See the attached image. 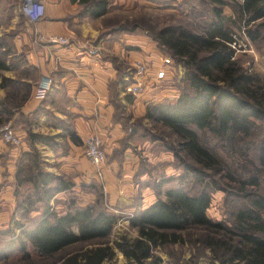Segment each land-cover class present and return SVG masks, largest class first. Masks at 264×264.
<instances>
[{"label": "trees", "instance_id": "1", "mask_svg": "<svg viewBox=\"0 0 264 264\" xmlns=\"http://www.w3.org/2000/svg\"><path fill=\"white\" fill-rule=\"evenodd\" d=\"M80 2L93 17L108 11L107 0ZM178 7L182 19L146 32L171 62L183 67L178 94L147 103L142 116L167 128L175 139L168 145L182 169L170 179L175 186L160 190L165 180L157 184L156 199L128 218L135 237L110 240L117 216L102 196L82 207L70 204L64 213L52 209L53 196L73 182L44 170L32 145L15 173L16 211L22 221L3 234L4 264H113L115 250L123 255V264H163L159 250L184 244L198 254L208 250L217 264H264V80L249 72L230 46L242 30L257 45L264 39V0H181ZM132 29L120 26L117 31ZM8 69L0 52L1 87L8 82L12 88L0 99V124L20 109L30 89L3 77ZM129 72L119 73L123 87L130 82L123 78ZM42 138L51 139L28 132L30 144ZM249 145L256 146V160ZM215 187L229 196L235 187L246 198L232 210L229 225L206 214ZM15 251L18 257L7 260Z\"/></svg>", "mask_w": 264, "mask_h": 264}, {"label": "crops", "instance_id": "2", "mask_svg": "<svg viewBox=\"0 0 264 264\" xmlns=\"http://www.w3.org/2000/svg\"><path fill=\"white\" fill-rule=\"evenodd\" d=\"M135 1L141 4V0H107V13L93 17L86 12L80 0H43L45 11L37 23L38 29L45 35H63L69 42L66 45H35L32 43L31 25L19 11L20 0H0V38H4V41L0 39V52L9 66L3 77L30 85L27 99L16 113L37 118L20 132L15 131L21 138L20 150L6 149L0 142V157L7 156V170L10 173L6 196L3 197L8 198V203H15V209L16 197H13L15 195H12L11 188L14 189L18 161L22 153L30 151L32 145L40 153L44 170L57 175L62 173L73 182L70 189L60 191L52 198L58 199L60 195L81 185V179H88L94 170L82 152L87 134L95 131L99 135L107 155L120 144L121 139L126 138L131 129L128 128L129 124L135 122L136 116L140 117L141 113L143 115L147 103L177 93L175 89L167 88L158 93V90L153 89L155 85L152 78L157 70L168 69L162 64L161 52H158L156 43L146 33L141 35L134 31H117L118 27H110V23L103 25L104 19L111 13L134 8L131 4L128 9V4ZM20 16L24 20V28H20ZM10 58H15L16 62L10 64ZM134 61H143L149 65L144 77V91L136 97L125 92L126 85L122 86L119 77L120 71L125 72L120 65L125 64L130 69ZM43 75L51 78V88L44 99L36 100L31 96L32 89L35 81ZM126 77L124 74L125 80ZM114 90L120 97L117 102L122 107L121 113L117 112L115 98L111 97ZM5 96L6 89L0 87V98L4 99ZM28 132L51 139L42 138L30 144ZM70 134L78 142L73 141ZM62 140L68 145L67 152L60 156L54 155L60 149L59 143ZM123 154L120 163L111 161L107 165V185L117 187L110 194L115 202L125 200V197L132 200V196L125 195L130 191L127 187L132 188L134 178L140 174L136 170L138 162L140 158L152 160L151 154L145 152L139 156L128 149ZM52 160L56 164L48 167V162ZM4 169L0 163V183ZM115 169L121 171L117 180L111 174ZM155 199L146 202L141 199L139 207L145 208ZM115 251L116 256L118 253L123 258L119 251ZM123 263L124 258L120 264Z\"/></svg>", "mask_w": 264, "mask_h": 264}, {"label": "rangeland", "instance_id": "3", "mask_svg": "<svg viewBox=\"0 0 264 264\" xmlns=\"http://www.w3.org/2000/svg\"><path fill=\"white\" fill-rule=\"evenodd\" d=\"M147 1L148 3L146 2V0H141V4H138L136 1L135 3H129L128 9H130L131 4L134 8H131L130 10H125L124 12L111 13L108 18L104 19L103 25L105 23H110V27L124 26L128 29L133 28L132 31L141 33V35H143V33H146L147 30L154 28L153 26L161 27L168 23H173L175 21H178L179 19H182L178 10V5L181 3V0ZM201 8L202 7H200V9ZM225 12L229 14V8H226ZM19 21L20 23H22L20 28H24V20L21 16L19 17ZM236 37L241 43L240 49L236 51V58L249 72L259 74L264 80V39H262V41H260V44L257 45L252 42L251 39H249V37L246 35L245 30L238 31ZM0 39L4 41V38ZM250 48H253L254 52H250L248 50ZM157 50L158 52H161V61L164 57H167L160 48L157 47ZM4 60L5 62L7 61L6 58H4ZM8 62L10 64H14L16 62V59L10 58ZM120 67L121 70H128V67L125 64L120 65ZM167 69L168 71H166L165 77L161 78V80H157L155 76H153L152 78V81L155 85V88L153 89H155V91L158 90L156 91V93H158L160 90L167 88L175 89L178 92L176 85L179 84V79L183 74V67L181 65H175L174 62H171L167 65ZM3 73L4 71L2 72V74ZM39 78L35 81V83L39 80ZM6 83L7 84L3 88L6 89L7 95L9 92L11 93L12 88H10L8 82ZM1 84L2 83L0 80V87ZM23 92L24 90H22V93ZM177 94L178 93H171L169 94V98H175ZM111 97L115 98L114 103L116 104V106H118L117 112L121 113L122 111L119 109V102H117L118 98H120L119 94H115L114 90V94L111 95ZM163 98L166 97H158L159 100ZM16 112L17 111H15L7 121L1 123L0 126L9 123L14 131L20 132L21 129L26 128L31 121H36L37 119L35 118V116H27L24 114L21 115ZM143 115L141 113L140 117L136 116L135 118V120H141L140 124H137L136 121L132 124H129L130 126L128 128L134 129L133 132H130V134L128 132V135L126 134V138L121 139L119 142L120 144L108 152V154L106 155L105 163L101 168L100 174L96 173L95 170H93L92 173H90L88 179H81V185L76 186L74 189L64 193L63 195H60L58 199L51 200L50 204L55 212L64 213L68 209L70 204H73L75 207L85 206L93 202L96 199L97 195H100L102 196V201L104 205L108 208V210L115 213L117 216L116 224L111 232L109 239L113 240L121 235L133 238L137 235L136 230L130 228L129 226V214H133L136 209L140 208L139 202L141 201V199L146 202L158 196L157 184H159L160 182L165 180V182H162L163 185L161 186L160 190L175 186V181L170 179L176 178L182 172V169L176 165V160L168 148L169 144H173L175 142L173 135H171L167 128L159 124L148 122V120L146 119L142 120ZM120 119L123 120L125 118ZM0 142L5 146L6 149H12V151H18L21 148L19 146L20 144L18 145L19 147H17L9 143H5L2 141ZM125 142L126 145L130 146V148H127V146L124 147ZM59 145L60 149L57 152H54V155L60 156L67 152L68 145L64 140H62ZM249 146L251 148V156L254 160H256V146ZM121 148L123 149V151L129 149L134 154L139 156H143L144 152L149 153L151 154L152 158L151 161H147L146 159L140 158V161L138 162L136 170L140 174L139 176L137 175L134 178L133 187H127L130 191L127 195H125L132 196L131 199L133 201L127 197L124 198L125 200H128L126 202L122 199L119 200V202L113 201L110 197L111 190H117V187H109L107 185V165L110 164L111 161H115L118 163L121 162L124 156V154L120 152ZM6 160L7 156L0 157V163L2 167L5 168L2 172V183H0V245L4 244L6 241L7 237L3 235L5 234V230L14 229V223L17 222V220L22 221V219H20L19 212H17L15 209V203H8V198L3 197L6 196V183L10 179V173L7 170V165L9 164V161L6 162ZM48 164V167H52L53 164H56V161L52 160L48 162ZM115 170L116 171L112 172L111 174L114 176L113 178L119 179L121 171L118 169ZM60 175L63 174L60 173ZM141 176L144 177L141 179ZM66 178L70 179L69 177ZM261 179L262 192L264 193V176H262ZM189 187L191 186L189 185ZM21 190L25 191V187ZM11 191L12 195H14L13 188H11ZM210 192L211 203L206 210L207 216L214 221H223L227 225H229L230 223H232V210L235 207H238L242 202H244V200H246L245 196L238 193L237 188L235 187L232 190L233 195L230 196L226 194V191L223 187H215ZM13 197L15 198V196ZM36 214L37 212L33 211L31 213V216H35ZM167 250L171 252V257L166 253ZM157 253L163 259V264H217V261H214L211 258L208 250H205L202 254H198L194 249H190L187 244H184L180 247L178 245H173L169 249L159 250ZM18 255L19 252H12L8 255L7 260L14 259L18 257ZM3 262L4 259H1L0 264H4ZM120 262H123V258L120 254L117 253L116 260L115 262H113V264H120Z\"/></svg>", "mask_w": 264, "mask_h": 264}, {"label": "built area", "instance_id": "4", "mask_svg": "<svg viewBox=\"0 0 264 264\" xmlns=\"http://www.w3.org/2000/svg\"><path fill=\"white\" fill-rule=\"evenodd\" d=\"M20 13L26 18L32 29V42L35 45L42 43L66 45L69 40L63 35H45L37 27V23L43 18L45 6L43 0H20L19 4ZM230 46L238 51L241 47V43L236 38ZM250 52H254L253 48L248 49ZM162 64L167 66L171 63L169 57L162 59ZM149 68V65L143 61H134L130 68V72L126 75V79H130V82L124 87L125 92L132 96H140L145 88L144 77ZM166 70L160 68L155 74L157 80L165 77ZM52 80L48 75H43L35 83L32 89L31 96L36 100H42L46 97L48 91L51 88ZM0 141L9 143L11 145L18 146L21 144V138L13 130L9 123L0 126ZM83 152L89 162L94 167L96 173H101V168L105 163L106 152L102 146V141L99 135L93 131L87 134L83 142ZM133 214H129V218Z\"/></svg>", "mask_w": 264, "mask_h": 264}]
</instances>
